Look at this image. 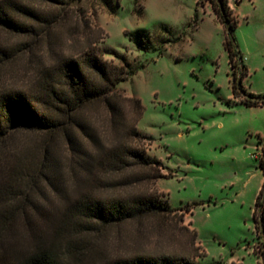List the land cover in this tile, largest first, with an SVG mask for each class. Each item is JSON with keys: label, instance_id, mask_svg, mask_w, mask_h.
Masks as SVG:
<instances>
[{"label": "rangeland", "instance_id": "1", "mask_svg": "<svg viewBox=\"0 0 264 264\" xmlns=\"http://www.w3.org/2000/svg\"><path fill=\"white\" fill-rule=\"evenodd\" d=\"M21 1L56 14H42L45 21L11 14L25 30L0 25V92L62 85L60 58L93 41L110 64H122L123 56L131 67L141 66L116 85L113 117L100 101L76 113L85 129L73 126L72 134L83 157L61 130L17 135L0 162V250L20 255L45 240L65 264L193 251L202 252L193 258L198 264H264L252 217L262 181L264 104L243 102L246 93L264 94V0H227L236 19L238 54L231 62L226 31L206 0H111L113 9L105 0ZM137 30L149 35L145 47L134 38ZM233 82L244 89L238 96ZM125 97L140 100L135 128L143 137L132 132L136 113ZM46 139L56 155L55 187L31 176L17 180L19 167L36 163ZM121 145L157 162L112 171L107 153ZM139 194L166 200L170 210L90 232L75 227L79 199Z\"/></svg>", "mask_w": 264, "mask_h": 264}, {"label": "trees", "instance_id": "2", "mask_svg": "<svg viewBox=\"0 0 264 264\" xmlns=\"http://www.w3.org/2000/svg\"><path fill=\"white\" fill-rule=\"evenodd\" d=\"M50 6H60L70 0H37ZM111 0H105L110 9ZM210 3L217 18L226 31L227 38L225 45L228 50L229 62L238 54L234 48L233 29L236 26V19L232 16L227 0H206ZM197 4L203 5L202 0H197ZM11 14H25L30 19L45 21L46 17L42 14H56V12H44L35 8L25 1L4 0L0 2V25L16 30H25L24 25L19 24ZM166 27V26H164ZM134 38L137 43L146 46L149 43V35L143 30L135 31ZM87 45V49L74 56L61 57L58 61V69L63 78V84L57 82L45 83L43 89L37 93H27L21 90H8L0 92V162L9 156V149L12 143L16 142L17 135L28 132L50 135L55 131H62L65 142L80 157L81 149L78 147L75 136L72 134L73 126L85 129L84 124L75 119V115L82 107L100 101L106 112L113 117L117 114L118 106L115 99L116 85L120 81H125L132 76L138 66L131 67L130 63L122 59V64L113 65L103 59V52H99L92 44ZM118 56V54H117ZM239 88V89H238ZM244 89L239 84L233 82L232 91L235 96ZM132 101L135 110V120L132 132L143 137L135 128V121L141 114V103L138 97L124 98ZM243 102L247 106L264 104V94L246 93ZM42 142L39 147V157L31 167L20 166L17 180L27 179L31 176L34 181L40 178L50 187L54 188L53 174L56 170V155L51 149L50 143ZM106 164L110 170H124L130 165L150 166L156 163L151 156L127 146L114 147L108 151ZM87 152L86 155L87 156ZM259 167L261 168L262 181L255 197L252 217L255 228L261 233L264 246V141L262 142L259 154ZM105 164V162H104ZM56 170V171H55ZM86 168L85 172L89 173ZM161 174H154L150 178H158ZM26 198V196H25ZM32 207V206H31ZM76 213L78 220L75 227L79 226L84 232L96 230V226L107 227L116 225L128 220L143 218L149 215H163L170 210L166 200L158 199L146 195H136L132 199L110 198L103 199L94 196H85L77 201ZM64 222H66V210L63 212ZM76 216V215H75ZM73 216V217H75ZM0 213V221L2 220ZM4 217V216H3ZM72 217V218H73ZM77 219V218H76ZM190 231L193 239L195 235ZM48 241L40 240L35 246L22 252L20 255L11 254L4 249L0 250V264H65L58 260L52 252ZM202 252H190L188 255H150L136 254L129 257L119 258L108 264H198L194 257ZM264 261V253L262 254Z\"/></svg>", "mask_w": 264, "mask_h": 264}]
</instances>
